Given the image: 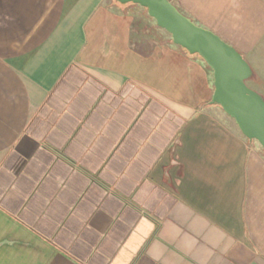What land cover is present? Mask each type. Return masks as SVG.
Listing matches in <instances>:
<instances>
[{
	"label": "crops",
	"instance_id": "obj_1",
	"mask_svg": "<svg viewBox=\"0 0 264 264\" xmlns=\"http://www.w3.org/2000/svg\"><path fill=\"white\" fill-rule=\"evenodd\" d=\"M264 97V0H171ZM139 4L0 0V264H264V156Z\"/></svg>",
	"mask_w": 264,
	"mask_h": 264
},
{
	"label": "water",
	"instance_id": "obj_2",
	"mask_svg": "<svg viewBox=\"0 0 264 264\" xmlns=\"http://www.w3.org/2000/svg\"><path fill=\"white\" fill-rule=\"evenodd\" d=\"M146 8L173 43L198 54L212 71L210 103L221 106L249 140H256L264 156V98L246 84L252 70L242 54L212 30L196 24L171 0H117Z\"/></svg>",
	"mask_w": 264,
	"mask_h": 264
},
{
	"label": "rangeland",
	"instance_id": "obj_3",
	"mask_svg": "<svg viewBox=\"0 0 264 264\" xmlns=\"http://www.w3.org/2000/svg\"><path fill=\"white\" fill-rule=\"evenodd\" d=\"M183 13V12H182ZM186 15V14H185ZM197 24V23H196ZM199 25V24H198ZM201 26V25H200ZM250 88H251V86H250V84L249 83H246ZM252 89H254V88H252ZM255 90V89H254ZM256 91V90H255ZM263 97V96H262ZM264 98V97H263Z\"/></svg>",
	"mask_w": 264,
	"mask_h": 264
}]
</instances>
